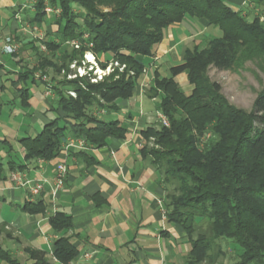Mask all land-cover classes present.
Masks as SVG:
<instances>
[{
    "label": "trees",
    "instance_id": "trees-1",
    "mask_svg": "<svg viewBox=\"0 0 264 264\" xmlns=\"http://www.w3.org/2000/svg\"><path fill=\"white\" fill-rule=\"evenodd\" d=\"M256 1L264 7V0ZM47 5L61 9L53 17L56 30L45 32L49 54L36 45L38 40L32 41L37 64L20 72L19 81L35 82V73L45 74L48 69L56 77L64 69L68 73L69 66L81 61L86 52H92L104 69L117 61L126 70H116L97 84L66 77L54 84L56 110L61 113L38 136L20 141L26 161L56 159L68 136L83 139L86 149L124 140L127 129L120 121H105L93 110L118 112V102L134 97L146 69L144 59L154 57L165 31L188 19H205L223 33L208 39L204 49L200 44L186 49L183 63L170 69V77L155 72L146 95L160 99L159 112L170 127L143 132L142 155L160 172L169 193L165 203L168 222L181 225L189 236L186 264H216L224 255L218 240H229L239 248L236 264H264V89L253 109L246 112L231 105L221 86L207 77L209 66L232 70L241 51L247 56L254 50L264 51L261 15L250 18L228 0H36L35 11L28 18L31 26L46 24ZM73 41L80 43V49L70 47L68 43ZM184 73L194 87L189 94L176 80ZM20 93L28 105V92L22 89ZM5 143L0 142V148ZM80 155L87 156V152ZM8 171L15 172V164L0 162V180ZM41 206L42 202L27 204L25 210L32 214ZM50 223L56 233L72 226L71 219L61 213ZM215 248L219 253L212 255ZM78 254L68 238L55 242L57 264H69ZM29 255L33 264H56L46 252L31 250ZM0 264L20 263L0 248Z\"/></svg>",
    "mask_w": 264,
    "mask_h": 264
},
{
    "label": "crops",
    "instance_id": "crops-1",
    "mask_svg": "<svg viewBox=\"0 0 264 264\" xmlns=\"http://www.w3.org/2000/svg\"><path fill=\"white\" fill-rule=\"evenodd\" d=\"M247 1L228 0V4L244 11ZM35 2L0 0V49L8 37L19 45L15 56L0 53V118L5 108L9 121L14 107L20 109L13 127L0 124V142H6L0 148V162L15 164L16 171L29 180L47 184L40 195L31 196L27 189L18 188L11 181L12 171L0 180V248L20 264L34 263L29 255L31 250L46 252L48 259L57 264L53 258L55 242L66 237L79 252L69 264H186L191 249L189 236L181 225L168 222L165 208L168 192L162 176L142 155L143 132L157 128L161 122L157 103L160 99L148 98L146 90L155 72L162 76L163 68L170 70L175 64H182L184 51L196 46L200 35L206 41L210 28H218L205 19H188L165 31L154 57L144 59L151 78H140L134 97L118 102V112L99 111V117L123 124L127 129L124 140H111L103 148L79 149L68 144L81 139L68 136L56 159L26 161L20 141L38 136L61 113V109L56 110L55 93L46 96L43 83L36 79L19 81L20 72L36 66L31 62L36 56L32 49L35 39L28 27ZM48 19L47 25L36 26L44 33L56 30L54 18ZM176 80L186 94L194 89L186 73ZM22 89L28 92L26 106ZM82 152H87V156L80 155ZM60 164L66 165L68 173L63 190L54 200L51 189ZM40 202L38 212L31 214L25 210L27 204L35 206ZM57 213L71 219L69 230L60 233L52 230L50 220Z\"/></svg>",
    "mask_w": 264,
    "mask_h": 264
},
{
    "label": "rangeland",
    "instance_id": "rangeland-1",
    "mask_svg": "<svg viewBox=\"0 0 264 264\" xmlns=\"http://www.w3.org/2000/svg\"><path fill=\"white\" fill-rule=\"evenodd\" d=\"M243 12H244V15L250 14V18H253V16L261 15L262 17L261 22L264 23V7L260 8L256 0H248L247 3L244 5ZM48 23H49V19L47 18L46 25ZM222 35L223 33L219 29L210 28V30L206 32V37H207L206 41L214 37H221ZM197 41H198V44H200L201 49H204L207 46V42L205 41L203 36L200 35L197 38ZM37 45L41 46L39 41L37 42ZM194 47H192L191 49L193 50ZM73 48L74 47H72V49ZM43 52L44 54H47V55L49 54L47 50ZM60 53L61 52L57 53V55H60ZM245 56L247 55L244 54L243 51H241V53L238 54L237 63L232 68V70L223 71V70H218L213 66H209L207 68V77L209 78L211 82H216L221 86L222 95L228 100V102L231 105H233L234 107L238 109L244 110L246 112H250L253 109L254 103L258 95L264 89V51L254 50L252 53H248L247 57ZM31 59H32L31 62L36 65L37 64L36 56L32 57ZM112 62L115 63L117 61H112ZM117 63L119 65L118 66H116V64L113 65V69L110 71L111 73L110 74L106 73V76L103 77V80H100L99 82H103L107 77L111 76L116 70H119L120 73L126 70L125 65H121L119 62ZM177 65H180V64H175V66ZM163 69L164 70L162 71L161 77H164V76L170 77V70H166L167 69L166 67ZM64 70L67 71L66 69ZM146 72H148L147 69H145L144 74L142 75L141 79L144 78L145 76H148V78H151ZM36 74L46 75L51 80V82L53 78H57V80L54 83L52 82V84H57L58 81H64L65 79L64 74H60L58 77H56L52 69L46 70L45 74H43L41 71L36 72L35 75ZM11 76L13 75H10V77ZM10 79H12V77ZM10 82L11 81H8L6 83L9 84L10 86ZM147 87H149V85ZM157 103L159 104V102ZM14 109H15L14 115L12 117L10 116L11 117L10 121L6 117V114H7L6 108L4 109L5 112H3L4 114H2L3 116L2 118H0L1 127L2 125H7L11 127L14 126L15 115L18 113L17 111H20L19 107L16 108L15 106ZM93 113L96 115L100 114L99 110L97 109H94ZM153 115H156L155 111L153 112ZM100 118L105 121H112V119L110 118H106L102 116H100ZM41 126H42V122H39V127ZM159 126L164 127L163 122H160ZM159 126H158V129L160 128ZM168 188L170 191H172L173 189L171 186H168ZM168 194L169 193H167V195ZM203 227H204V230L207 232L208 224L204 223ZM217 243L218 245L221 246V249L224 255L218 259L216 264H236L240 261L239 248L235 244H233L229 240H218ZM214 253H219V248H215L214 251L211 252L212 255Z\"/></svg>",
    "mask_w": 264,
    "mask_h": 264
},
{
    "label": "built area",
    "instance_id": "built-area-1",
    "mask_svg": "<svg viewBox=\"0 0 264 264\" xmlns=\"http://www.w3.org/2000/svg\"><path fill=\"white\" fill-rule=\"evenodd\" d=\"M45 12L48 14L49 17L53 18L61 14V9L47 5L45 8ZM28 27H30L29 32L31 33L32 37L40 42L41 50L46 51L47 48L44 44L46 36L43 30L36 26L35 27L28 26ZM68 44L76 49H80L81 47L80 43L77 41H73ZM18 51H19V45L16 44V42L12 37H8L6 39V44L4 45L3 48L0 49V53L4 52L5 54H10V55L17 53ZM115 64L116 66L119 65L117 62L113 63L111 61L108 64V66L104 69L100 66V62L92 52H86L81 61H75L70 65L68 73L67 71L62 70L61 74H64L67 80L89 79V81L92 84H97L99 83L100 80H103V77L106 76V73L107 74L111 73L110 71L113 69V65ZM35 79L40 81L46 86V92H45L46 96H50L53 94L54 84H52L51 80L46 75L36 74ZM69 94L74 98L77 97L76 93L73 91L69 92ZM160 120L161 122H163V125L165 127H170L168 119L164 115L160 114ZM68 147L85 149V141L83 139L77 141L76 140L70 141ZM56 171L57 172H56L55 182L52 185V189H51L52 198L54 200L58 198L60 192L63 190L64 181L68 173V168L66 167L65 164H60L57 166ZM10 178L11 181L15 184V186H17L18 188L27 189L31 196L40 195L44 189V185L47 184V181L36 182L34 180H29L24 174H22L19 171L13 172Z\"/></svg>",
    "mask_w": 264,
    "mask_h": 264
}]
</instances>
